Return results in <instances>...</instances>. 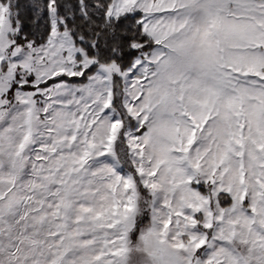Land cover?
Instances as JSON below:
<instances>
[{"label":"snow or ice","instance_id":"6c2138e0","mask_svg":"<svg viewBox=\"0 0 264 264\" xmlns=\"http://www.w3.org/2000/svg\"><path fill=\"white\" fill-rule=\"evenodd\" d=\"M0 264H264V0H0Z\"/></svg>","mask_w":264,"mask_h":264}]
</instances>
